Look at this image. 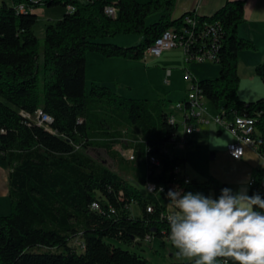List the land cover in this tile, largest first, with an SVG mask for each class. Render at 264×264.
<instances>
[{"label": "trees", "instance_id": "obj_1", "mask_svg": "<svg viewBox=\"0 0 264 264\" xmlns=\"http://www.w3.org/2000/svg\"><path fill=\"white\" fill-rule=\"evenodd\" d=\"M175 3L0 0V153L11 167L12 205L9 214L0 215V264H154L144 253L106 238L138 245L148 242L150 235L165 243L169 189L210 196L213 188L217 198L221 189L230 188L215 177L189 176L187 182V175H179L187 158L166 148L168 142L174 143L179 128L169 119L175 103L171 98L129 97L96 81L87 87L89 50L106 57L142 58L164 30L188 25L185 17L194 11L173 17ZM54 5L66 11L47 24L42 46L34 31L36 8ZM108 5L116 7L115 15L106 11ZM196 19L198 30L205 22L218 26L220 64L217 77L196 82L225 112L255 117L263 155L264 97L247 102L238 93L240 51L256 48L239 33L245 3L228 0L212 15L197 13ZM123 33H139L143 40L126 46L106 40ZM255 71L264 82V57ZM39 109L52 121L39 123ZM117 144L132 150L134 157H127ZM94 148L105 150L121 169L95 157ZM254 178L250 196L263 197L258 186L264 181V163ZM150 181L164 186L159 193L162 201L146 190ZM94 201L99 208L93 207ZM134 202L140 206L139 214L132 211ZM224 260L218 258L217 264Z\"/></svg>", "mask_w": 264, "mask_h": 264}, {"label": "rangeland", "instance_id": "obj_2", "mask_svg": "<svg viewBox=\"0 0 264 264\" xmlns=\"http://www.w3.org/2000/svg\"><path fill=\"white\" fill-rule=\"evenodd\" d=\"M139 1L144 2L147 0ZM65 11L66 7L62 5L39 6L36 8L38 20L34 25V31L39 37L42 46L47 24L61 18ZM106 40L126 46L140 43L143 37L139 33H123L117 37H108ZM263 57L264 51H254L252 49H242L240 51L238 71L241 80L238 93L242 100L249 102L264 97V82L255 71L256 65L263 61ZM110 60H115V57H106L98 51L89 50L87 52L88 89L91 82L96 81L109 86L113 84L114 87H122L120 92L129 97L155 100L166 96L175 103L188 97L191 81L185 78L186 59L184 50L181 47L165 51L163 57L159 60H153L152 56L139 59L128 58L127 60L133 62L126 66ZM115 64L116 66H114ZM189 65L191 71L198 79L215 78L219 74L220 64L210 59L204 61L192 60ZM123 67L125 68L121 72L122 78L111 80L112 84H109L110 82H101L103 80H94L96 77H102L103 75H106L105 77L109 79V76L111 77L114 71L118 69L120 71ZM167 68L173 69V75L166 74ZM166 79H170V82L168 83ZM172 80L177 84H173ZM205 102L210 114L213 115L223 111L222 105L218 106L208 98H205ZM172 106L170 108L173 109L179 121V135L177 137H179V142H181L185 132L182 115L177 108ZM233 139V134L227 126L219 127L216 123L204 124L196 129L193 134L189 135V142L175 147L173 146L174 143L170 141L166 144V148L187 158L186 163L179 170L180 176L187 175L191 178L202 180L215 177L220 182H227L234 192L239 190L242 185L246 186L248 195H250V180L254 177L257 168L263 165L264 158L259 154L258 150L250 146L246 147L245 154L241 158L232 156L227 146ZM116 147L124 153L128 152L122 148L121 144H117ZM91 153L111 167L117 170L121 169L107 155L105 150L94 148ZM10 170L8 158L0 153V215L9 214L12 210L9 195ZM261 192L264 197V191L262 190ZM152 196L162 201L161 195L152 193ZM210 196L215 198L213 188ZM132 211L134 214L141 212L140 206L136 202L132 204ZM106 240L144 253L154 264H194L188 258L178 256V250L168 238L165 239V243L160 238H157L138 245H130L116 238H106ZM38 249L36 248V250Z\"/></svg>", "mask_w": 264, "mask_h": 264}, {"label": "clouds", "instance_id": "obj_3", "mask_svg": "<svg viewBox=\"0 0 264 264\" xmlns=\"http://www.w3.org/2000/svg\"><path fill=\"white\" fill-rule=\"evenodd\" d=\"M163 192V188L158 189ZM172 208L167 217L168 240L177 255L194 264H264V197L248 195L242 185L221 189L217 198L202 193H166Z\"/></svg>", "mask_w": 264, "mask_h": 264}, {"label": "built area", "instance_id": "obj_4", "mask_svg": "<svg viewBox=\"0 0 264 264\" xmlns=\"http://www.w3.org/2000/svg\"><path fill=\"white\" fill-rule=\"evenodd\" d=\"M106 11L109 14L115 15L117 9L114 5H108ZM196 14L197 13L194 12L186 15L185 20L188 25L183 26L181 30H177L173 27L164 30L153 43L145 48L143 57H159L168 49L181 47L184 50L186 63L188 64L192 60L204 61L210 59L216 61L218 58L216 49L218 26L212 22H205L204 26L198 30ZM206 38H209V42L206 41ZM168 72L170 73L171 69H168ZM185 78L191 81L188 97L186 99H181L174 104V107L181 110L183 113L182 123L185 132L181 142H179V137H177L179 135L178 133L174 139L175 147L189 142V135L201 125L216 123L219 127L227 126L234 136V139L230 141L227 146V149L232 156L241 158L244 155L247 146L254 147L258 150L259 143L255 134L259 133V129L255 117L248 114L237 113L236 111L225 112L224 110L217 114H210L205 102L206 96L202 93L196 82L197 76L193 75L191 70L186 68ZM36 117L37 121L41 124H47L52 121V116L44 112L42 109L37 111ZM169 119L172 123L179 125V121L174 111ZM127 151L128 152L124 154L129 158H133V151L130 149ZM258 152L264 158V154L262 155L259 150ZM151 161L157 165L160 164V161L155 156H151ZM185 180L188 182L190 177L186 176ZM254 181L255 178L253 177L250 180V184L254 183ZM160 188H163V190L165 189L162 184L156 182L150 181L146 184V190L151 194L161 193L158 191ZM258 188L260 191H264V181L259 184ZM92 205L94 208L100 207L98 201H94ZM167 207L171 213L172 208H170L169 203L167 204ZM148 209H152V204L148 206ZM146 240L152 241L153 237L148 235Z\"/></svg>", "mask_w": 264, "mask_h": 264}, {"label": "crops", "instance_id": "obj_5", "mask_svg": "<svg viewBox=\"0 0 264 264\" xmlns=\"http://www.w3.org/2000/svg\"><path fill=\"white\" fill-rule=\"evenodd\" d=\"M227 1L228 0H176L172 16L178 17L188 11H194L200 15H212L218 8L224 5ZM243 1L245 3V20L239 26V33L241 36L249 38L255 42L256 48L252 50L264 51V0H243ZM173 49H176V48H173ZM169 50L170 49L166 51H169ZM163 53L159 57H152L153 60L161 59L163 57ZM127 59L128 58L126 57H115V60H110V61L117 63V64H125L126 66L127 64L133 62ZM114 66H116V64ZM124 68L125 67H123L120 71L119 69L114 71L112 76L111 77L109 76V79L105 77L106 75H103L102 77H96L94 80H103L101 82H104V83L110 82L109 84H112L111 80H119L122 78L121 72L122 70H124ZM185 68H188L189 70H191L190 65L188 63L185 64ZM168 69H171L170 73L168 72ZM173 72L174 71L172 68H167L166 70V74L167 75L169 74L170 76L173 75ZM192 74L195 75L193 72ZM106 80H109V81H106ZM169 80L166 79L168 83L170 82ZM171 82L173 84H177V83H174L173 80ZM113 88H115L119 92L122 90V87L118 88V87H114V85H113ZM173 108H174V105H173ZM179 111L182 115L183 114L182 111L181 110Z\"/></svg>", "mask_w": 264, "mask_h": 264}]
</instances>
